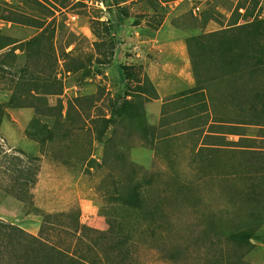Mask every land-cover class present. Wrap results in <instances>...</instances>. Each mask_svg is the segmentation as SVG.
Returning <instances> with one entry per match:
<instances>
[{
	"label": "rangeland",
	"instance_id": "rangeland-1",
	"mask_svg": "<svg viewBox=\"0 0 264 264\" xmlns=\"http://www.w3.org/2000/svg\"><path fill=\"white\" fill-rule=\"evenodd\" d=\"M0 264H264V0H0Z\"/></svg>",
	"mask_w": 264,
	"mask_h": 264
},
{
	"label": "trees",
	"instance_id": "trees-1",
	"mask_svg": "<svg viewBox=\"0 0 264 264\" xmlns=\"http://www.w3.org/2000/svg\"><path fill=\"white\" fill-rule=\"evenodd\" d=\"M133 198H134L135 203L137 202V205H140V199L138 198L136 192H133Z\"/></svg>",
	"mask_w": 264,
	"mask_h": 264
}]
</instances>
